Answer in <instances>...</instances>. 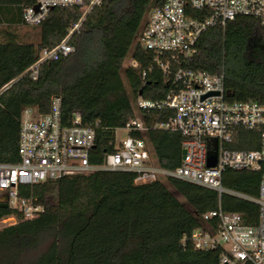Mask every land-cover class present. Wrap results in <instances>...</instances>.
Instances as JSON below:
<instances>
[{
    "label": "trees",
    "instance_id": "trees-1",
    "mask_svg": "<svg viewBox=\"0 0 264 264\" xmlns=\"http://www.w3.org/2000/svg\"><path fill=\"white\" fill-rule=\"evenodd\" d=\"M57 6L39 25V40L24 41L18 28L27 25L23 12L35 0H0V162L18 156L20 120L25 108L50 111L54 96L62 98L63 118L78 114L96 127L90 162L102 164L117 149L116 132L140 118L147 125L172 111L138 109L140 96L161 100L172 89L170 75L155 68L154 52L145 49L140 33L151 8L163 0H102L92 6ZM70 44L74 51L45 62L37 79L29 68L44 48L58 45L81 21ZM264 36L258 20L239 16L202 33L186 67L212 73L224 70L231 100L264 101V54L256 40ZM134 58L139 67H125ZM131 135L143 138L155 163L175 169L182 163L183 135L149 128ZM260 133L239 126L235 149H256ZM136 173L97 170L89 174L47 179L20 189L37 198L44 210L33 219L18 218L0 228V264H220V249H196L182 239L205 226L203 215L220 206L242 214L245 223L259 219V205L229 193L175 177L137 184ZM262 171L227 169L223 185L251 197L259 195ZM19 215L0 205V220ZM45 246V248L43 247Z\"/></svg>",
    "mask_w": 264,
    "mask_h": 264
},
{
    "label": "built area",
    "instance_id": "built-area-1",
    "mask_svg": "<svg viewBox=\"0 0 264 264\" xmlns=\"http://www.w3.org/2000/svg\"><path fill=\"white\" fill-rule=\"evenodd\" d=\"M102 0H92L88 10ZM85 0H35L27 6L23 19L27 25L42 23L57 6L83 5ZM239 16L258 20L264 31V0H163L151 8L147 23L140 33L145 49L154 52L153 65L143 70V76L155 68L170 75L172 89L161 100L140 96L138 109L172 111L164 120L147 125L136 118L126 124L129 136L117 142L115 151L106 153L102 164L90 162L95 147L96 127L83 124L78 114L70 123L63 118L62 98L54 96L48 113L38 114L25 108L20 120L18 156L14 161L0 162V203L18 210L19 215L2 218L0 226H10L18 218L33 219L44 210L37 198L21 194L20 189L47 179L89 174L97 170L136 173L135 182L144 184L159 178L175 177L217 190L220 194L252 200L259 205V219L245 223L242 214L226 212L221 206L203 215L205 226L185 235L196 249H220V264H264V101L231 100L222 69L212 73L186 67L197 51L203 32L211 27L226 26ZM84 17L55 47L44 48L28 72L37 79L43 63L56 61L74 51L70 38ZM129 67L138 68L131 58ZM260 133L256 149H235L238 127ZM149 128L180 132L185 155L175 169L158 166L145 139L131 132ZM216 156L214 166L208 158ZM227 169L262 171L259 195L251 197L223 185Z\"/></svg>",
    "mask_w": 264,
    "mask_h": 264
},
{
    "label": "rangeland",
    "instance_id": "rangeland-1",
    "mask_svg": "<svg viewBox=\"0 0 264 264\" xmlns=\"http://www.w3.org/2000/svg\"><path fill=\"white\" fill-rule=\"evenodd\" d=\"M18 31L20 34H27L28 36L23 37L24 41H35L37 42L39 40V35L38 33L34 30V28L30 25H23L20 26L18 28ZM131 58H127L124 62V66L127 67L129 62H130ZM116 136H117V142L121 143L123 142L128 136H129V132L126 128H120L117 130L116 132ZM165 179V178H163ZM4 227V226H0ZM45 248V246H43Z\"/></svg>",
    "mask_w": 264,
    "mask_h": 264
},
{
    "label": "flooded vegetation",
    "instance_id": "flooded-vegetation-1",
    "mask_svg": "<svg viewBox=\"0 0 264 264\" xmlns=\"http://www.w3.org/2000/svg\"><path fill=\"white\" fill-rule=\"evenodd\" d=\"M256 48L258 49L257 52L264 54V36L256 40ZM1 204L3 203H0V205Z\"/></svg>",
    "mask_w": 264,
    "mask_h": 264
},
{
    "label": "water",
    "instance_id": "water-1",
    "mask_svg": "<svg viewBox=\"0 0 264 264\" xmlns=\"http://www.w3.org/2000/svg\"><path fill=\"white\" fill-rule=\"evenodd\" d=\"M183 157L185 155V150H183ZM216 163V156L215 155H211L209 158H208V166H214Z\"/></svg>",
    "mask_w": 264,
    "mask_h": 264
}]
</instances>
